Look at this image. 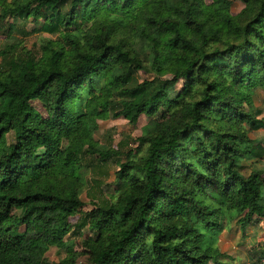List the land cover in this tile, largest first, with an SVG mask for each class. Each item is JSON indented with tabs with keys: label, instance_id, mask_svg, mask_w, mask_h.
<instances>
[{
	"label": "trees",
	"instance_id": "trees-1",
	"mask_svg": "<svg viewBox=\"0 0 264 264\" xmlns=\"http://www.w3.org/2000/svg\"><path fill=\"white\" fill-rule=\"evenodd\" d=\"M138 2L125 0L121 13ZM160 2L166 7L156 11L149 8V16L142 25H130L129 40L133 44L151 41L152 54L128 56L124 60L127 70L121 71L117 64L125 54L114 58L110 51L114 52L116 46L106 43L117 35L114 29L117 22L113 20L115 14L104 7V0H0V31L7 19L20 24L32 20L36 25L41 24L40 29L34 27L32 33L44 31L56 37L45 39L36 44L35 49L28 50L23 39L12 35L17 26L7 24L8 40L0 50V264H43L41 259L54 246L63 248L66 253L58 264H76L78 255H86L88 264H209V261L220 264L224 258L216 246L223 226L212 220L202 222L199 213L187 207L186 199L169 201L167 209L160 211L151 222H167L158 229L145 223V215L152 211L154 193L161 194V198L166 195L163 188L148 187L142 203L139 196L120 195L128 189L138 191L134 187L138 178L131 159L144 150L146 135L138 138L140 143L136 149L127 151L123 150L126 143H119L114 149L110 139L106 144L94 140L98 121L123 119L136 125L141 117L147 119L157 111L158 98L167 84L177 81L180 75L190 77L193 69L199 71L197 64L204 67L201 60L208 61L209 57L229 51H208L200 60L191 61L183 73L165 78L158 65L184 63L186 56L198 50L195 37L201 33L206 35L205 30L218 32L217 19L231 10L227 0H215L223 10L216 8L213 0L209 3L203 0L211 12L209 18L199 26L196 20H185L184 29L191 31L180 34L175 27L178 21L171 20L178 11L172 9V4L186 0ZM261 13H264V4H261ZM123 19L119 20L121 27ZM18 33L24 35L23 29H18ZM207 39L211 44L216 43L214 35ZM102 40L105 43H101ZM199 46H205L203 36ZM161 55L163 61L159 59ZM153 69L159 73L156 79L151 78ZM140 71L150 78L140 82L137 78ZM157 79L164 83L153 94L149 89ZM132 82H138V87L127 92L113 91ZM186 83L189 91L195 87L194 79ZM70 91L73 93L71 122L65 125L60 119L61 109ZM125 98H131L134 103L121 102ZM35 104L40 105L45 116ZM151 123L147 119V124ZM259 130H264V122L253 121L248 139L255 140L250 133ZM143 131L146 133L148 129ZM232 139L236 137L230 133L221 134V141ZM40 145H44L45 151L33 155ZM217 151L226 159L237 155L228 143L218 146ZM246 154L254 157L253 163L259 162L260 157L255 153H240L239 157ZM211 155L205 153L206 158ZM29 157L36 162L29 161ZM120 157L124 162L117 164L115 189L111 193H105L102 182L97 179H93V186L88 185L86 169L89 166L91 170L101 169L102 175L109 170L107 166L112 159ZM146 163L151 167V157ZM210 163L218 164L219 158ZM233 166L234 162L229 164L230 168ZM247 167L249 165H242L241 170ZM151 175L154 184L162 182L155 168ZM258 175L260 173H255L254 179L241 189L243 198L239 204L223 213L226 222H236L240 228H245L260 220L264 229V198L260 191L264 180H256ZM85 185L92 202L89 211H81ZM99 188L101 193L94 197L92 190ZM110 201L120 207L111 206ZM73 218H76L75 223L71 222ZM201 223L204 229H213L207 242H202L203 234L197 226ZM82 236L85 237L82 240L84 251L78 254L73 249V240ZM133 237L137 238L136 242L130 244Z\"/></svg>",
	"mask_w": 264,
	"mask_h": 264
},
{
	"label": "clouds",
	"instance_id": "clouds-1",
	"mask_svg": "<svg viewBox=\"0 0 264 264\" xmlns=\"http://www.w3.org/2000/svg\"><path fill=\"white\" fill-rule=\"evenodd\" d=\"M240 2L243 4L242 9L231 13L224 12L223 17L217 19L215 27L219 29L218 32L205 30L206 35L201 33L195 37L198 50L186 56L184 63L164 62L158 65L164 77L170 79L172 75L183 73L191 61L200 60L208 51L229 49L223 55L209 57L208 61L201 60L204 67L201 68L200 64H197L199 71L193 69L190 77L180 75L177 81L167 84L158 98L160 103L157 111L147 117L152 121L147 125L148 131H140L141 136H147L146 146L131 159V163L135 165L134 175L138 178L134 187L138 191L128 189L120 195L132 198L139 196L142 203L148 187L163 188L166 193L163 198L159 193L153 194L154 204L152 211L145 215L146 224L156 220L158 213L167 209L169 201L183 198L188 201L189 209L194 208L199 213L202 222L215 221L217 225L223 226V231L226 232L231 224L226 222L223 213L239 204L243 198L241 189L246 187V182L254 179L255 173H260L255 177L256 180L264 179V135L257 140L248 139L252 122H264V13H261L264 0ZM124 3L125 0H104V7L115 14L113 20L117 22L114 24L117 35L106 43L116 46L114 52L110 51L114 58L121 56V53L125 54L117 64L121 71L127 70L124 60L128 56L137 57L144 53L151 55L153 51L152 42L149 40L136 44L129 40L130 25H142L149 16V8L156 11L166 7L160 0H139L135 7L125 8L121 13V5ZM213 3L216 8L223 10L221 4L215 3V0ZM172 9L178 10L171 20L178 21L175 27L180 34L191 31L184 29L185 20H196L199 26L211 15L203 0L176 2L172 4ZM121 17H124L122 27L119 26ZM253 20L256 22L252 23ZM213 35L215 44L209 43L207 39ZM202 36L205 46L200 47ZM101 43L105 42L102 40ZM159 59L163 61L164 56L161 55ZM158 76L159 73L153 69L151 78L156 79ZM192 79L195 80V87L189 91L186 80ZM163 83L164 80L157 79L149 92L154 94ZM107 84L106 80L105 85ZM136 87L138 82H132L113 91L127 92ZM72 95L71 91L66 94L67 103L61 109L63 116L60 119L65 125L71 122ZM198 101L206 103H197ZM121 102L133 104L134 100L125 98ZM221 117H224V120ZM224 132L230 133L236 139L221 141V134ZM139 143L138 139L135 144L126 141V144L134 149ZM223 143H228L237 155L226 159L225 155L217 151L218 146ZM165 147L168 151H157ZM44 151V145H40L33 155ZM245 152L259 156V163L251 166L254 160L251 154L240 158L239 154ZM205 153L212 155L206 158ZM149 157L151 167L146 163ZM217 158L218 164L210 163ZM29 161L36 162L31 157ZM233 162L234 166L230 168L229 164ZM242 165L249 167L241 170ZM153 168L161 178L160 184H154V177L151 175ZM165 176L167 178H164ZM237 176L240 177L239 180L236 179ZM260 191L264 198V187ZM110 204L120 207L115 202L110 201ZM208 213L212 215L208 216ZM165 223L167 222L151 223V226L159 229L163 228ZM197 226L203 234L202 242H207L212 235V227L204 229L203 223ZM219 234L223 235V232ZM136 239L133 237L129 243H135ZM241 243L239 252L234 247L231 252L224 253L226 258H222L220 264H264V243L256 247H253L255 240L251 243Z\"/></svg>",
	"mask_w": 264,
	"mask_h": 264
},
{
	"label": "rangeland",
	"instance_id": "rangeland-1",
	"mask_svg": "<svg viewBox=\"0 0 264 264\" xmlns=\"http://www.w3.org/2000/svg\"><path fill=\"white\" fill-rule=\"evenodd\" d=\"M10 1V0H7ZM209 3V0H206ZM230 3V10L231 12L239 11L242 9L243 4L239 0H227ZM14 23L15 26H17L18 29H23V33L19 34L18 29L15 31L13 35L16 39H23V45L26 47V49L31 50L35 49V45L39 42H42L45 39H51L54 40L56 37H53L52 35H48L47 32L40 31L36 33H32L31 30L35 27L36 29H40L41 24H34L32 20H28L24 24H20L19 21H11L10 19H7L4 24L6 25L4 29L0 31V50L6 45V39L8 36L7 33V24ZM137 78L140 82L143 80L149 79L150 76L140 71L137 74ZM35 106L38 108L39 112L42 113L43 116H45L44 111L41 109L39 104H35ZM98 130L94 133V140L98 142L99 144H106L107 140L110 139L113 141L111 144V147L116 149L117 145L119 143H126L128 141L130 144H135L136 140L141 137L140 131L144 128H147V119L145 117H141L136 125H131L127 121L123 119H112L109 118L105 121H98ZM264 135V130H259L256 132L250 133L251 138L257 140L258 137ZM126 149H123L124 151H127L128 148L134 149L133 147L129 146L127 144V147H124ZM136 149V148H135ZM124 162V159L122 157L117 159H112L110 164L107 166L109 167L108 171H105L102 175L100 174L101 169L96 167L94 170H91V166H89L86 169V175H87V182L89 186H93V179H97L102 182L103 191L105 193H111L113 189H115V183H114V177L115 172L118 170V165ZM259 163V162H256ZM256 163H253L254 166ZM85 165H88V162H85ZM264 180V179H263ZM262 181V180H261ZM100 188L92 190V195L96 197L99 195ZM89 189L85 185L84 190L81 194V200L84 203L83 208L81 211H89L92 209V202L91 197L88 196ZM19 214V212H16ZM76 218L71 219L72 223H75ZM223 232V235H220L217 237L216 246L218 250L221 253H228L235 249L237 252L242 248L241 242H249L251 243L253 240H255V244H253V247L258 246L261 243H264V229L263 224L260 222V220L253 221L252 223L248 224L245 228H240L239 225L236 222H233L231 224V227L227 228V231ZM85 237L82 236V238H75L73 240V249L75 252L80 254L84 251L82 246V240ZM71 239V237H69ZM66 257L65 250L60 247H51L45 254V256L41 259V262L43 264H58ZM226 258V256H224ZM76 264H88L87 263V257L86 255H78L76 259ZM213 264V263H211Z\"/></svg>",
	"mask_w": 264,
	"mask_h": 264
}]
</instances>
